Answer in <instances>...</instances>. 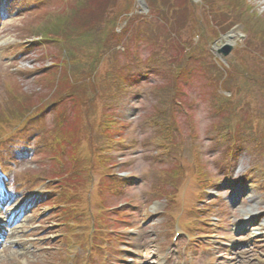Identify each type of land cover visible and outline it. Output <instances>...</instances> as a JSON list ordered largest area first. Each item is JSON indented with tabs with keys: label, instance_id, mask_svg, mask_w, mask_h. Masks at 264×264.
<instances>
[{
	"label": "rangeland",
	"instance_id": "obj_1",
	"mask_svg": "<svg viewBox=\"0 0 264 264\" xmlns=\"http://www.w3.org/2000/svg\"><path fill=\"white\" fill-rule=\"evenodd\" d=\"M33 1V5L29 4L13 14L0 9V119H6L11 124L6 128L0 124V141L9 136L11 127L17 130L23 126L32 113L36 114L30 123L40 122L29 129L25 145L8 148L4 155L0 148L1 162L4 161L9 171L12 169L9 182L0 185V221L17 215L19 210L16 211V207L22 209V205L26 206V215L21 218L23 222L20 221L6 238L21 246L5 247V251L1 248L0 264H64L69 260L70 264H85L87 252L81 245L86 241L88 225L93 220H107L109 217L108 221L112 225L105 232L108 234L109 229L118 231L112 235L116 237L112 246L107 248L114 251L113 264H187V251L191 247L187 245L191 241H187L183 234L174 239V223L180 220L193 224L198 223V219L200 224L196 225L201 232H218L221 231L219 224L228 226L230 221L234 223L237 220H241V225L248 230H235V226H232L234 233L225 232L221 238L212 236L214 238L211 241L220 239L222 242L217 243L218 247L221 245L222 257L212 264H264V160H261L264 154H259L255 147L245 154V159L237 163L229 161L225 158L226 147L215 137V125L231 118L234 112L225 108L223 119L214 118L215 98L212 99V90L200 73L198 78L189 80L185 87L190 108L187 113L178 111V116L176 113L183 133L180 136L174 134L170 143L163 138L164 130H160L155 122L162 99L168 97L167 86L172 82L173 61L165 59L176 58L177 53L187 54V58L181 57L183 61L176 62V65L194 63L199 67V72L203 65L191 61L190 53L202 55L205 62L210 59L207 53L211 51L216 57V65L222 64L225 69L230 66L247 67L249 73L261 75L260 46L255 49L254 45L255 50L251 51L248 41L252 39L256 45L259 43L254 36L257 31L256 36H259L261 29L258 28L264 26V0H220V4L229 7L230 11L221 14V21L218 22L206 11L201 0H189L187 3L176 0L174 12L168 14L170 20L179 18L182 33L166 43L176 42L182 45L179 49L169 48L164 43L163 37L176 30L164 24L166 16L158 20L154 15L158 10L149 8L147 2L143 6L138 0H107L108 3H116L109 7V15L110 10L125 13L121 18L118 17L120 19L115 22V26L121 20L128 26L131 22L127 19L133 18L132 23L137 24L129 29L130 33L138 35V29L147 28L144 30L150 34L152 44L147 43L145 46L144 42H140L134 46L130 43V50L117 58L122 71L130 72L133 78L126 94L118 101L116 97L106 101L99 95L94 101V96L77 84L81 78L78 73L80 67L72 69L69 77L76 87L68 98L71 106L68 101L63 103L66 109L64 126L57 122L58 110L53 103L57 101L55 97L61 82L60 71L54 70V64L65 55L56 37L62 35L60 25L64 20L70 17L78 24L82 21V8L87 6V0ZM90 1L95 3L94 0ZM153 2L155 5L162 4L165 14L169 11V7H164L160 0ZM183 4L186 5L181 6ZM115 16L111 19V25L117 19ZM229 16H233L236 23L226 29L223 23ZM245 21V26L238 25ZM95 23L83 33L86 35L83 39L86 45L104 40L106 29L114 28ZM177 27L174 26V29ZM246 27L252 34L251 39L243 37L244 33L247 34ZM78 30L84 31L79 27ZM43 31H46L47 37L41 36ZM232 35L234 39L228 40ZM34 37L38 38L36 43L32 41ZM228 43L233 48L224 58L219 51ZM77 46L66 45L69 51L65 58L73 56L70 50L79 48ZM92 48L87 56L94 53ZM244 56L246 60H241ZM254 58H259L260 62ZM85 59L87 63L91 60ZM110 61L109 54L100 68L110 66ZM207 67L210 69L206 64L208 72ZM77 77L79 81L75 83ZM241 86L251 87L243 83ZM232 97L227 94L223 99L233 101ZM238 98L240 102L246 100L241 95ZM253 99L264 104V97L258 94ZM19 103H25L24 108ZM171 113L172 110L169 111ZM103 115H106L109 124L104 130ZM74 119L75 123L71 127L78 133L74 135L76 143L71 145L62 140L61 133ZM260 129L264 132V122ZM92 136L95 140L94 150H91ZM115 148L121 150L116 152ZM75 151L82 152L83 162L88 163L89 169L82 165V177L74 176V185L82 188L83 192L72 200H77L79 204L87 203L88 208L68 213L61 211L58 204L64 199L58 186L61 182L58 175L65 172ZM254 164L262 166L253 170ZM197 167L205 175L196 173ZM246 169L253 173L249 171L247 175L250 176L244 178ZM118 171L121 174L117 175ZM35 175L43 177L38 178V182L29 181L23 185L22 181ZM199 178L204 182L200 183ZM209 178L218 180V186L207 189L205 186L202 192ZM199 190L203 195L200 196ZM202 198L207 200L204 202ZM212 199L219 201L213 200L214 205L210 208ZM206 207L213 212L209 216L204 210ZM116 213L118 217L122 213L123 216L116 218ZM217 219L220 220L219 224ZM256 224H259L263 234L252 237L250 226ZM101 236L102 233L94 238L100 242ZM195 236L198 234L195 233ZM202 237L204 239H194V246L190 248L191 251L196 250L201 262L202 251L197 248L201 242L208 240L204 232ZM65 241L70 243L66 244ZM119 258L127 261L119 262Z\"/></svg>",
	"mask_w": 264,
	"mask_h": 264
},
{
	"label": "trees",
	"instance_id": "obj_2",
	"mask_svg": "<svg viewBox=\"0 0 264 264\" xmlns=\"http://www.w3.org/2000/svg\"><path fill=\"white\" fill-rule=\"evenodd\" d=\"M22 1L25 0H0V3L3 4L6 8L10 7H17ZM106 1V2H105ZM164 7H169V11L165 14V9H163L162 4L155 5L154 3H150V8L152 10L156 9L158 12L154 15L158 17V20H160V17L166 16L164 19V24H167L169 26H173V30H176L174 32H170L169 36L163 37L164 43L167 44V47L179 49L178 47H182L177 45L176 42H170L166 43V41L171 40V38H174L176 35H179L182 33L180 30V22L179 18H174V20L169 19V14L171 12H174L177 5L176 0H160ZM181 1V0H180ZM220 0H204V7L206 8V11L213 17V20L215 22L221 21V14H225L228 11H230V8L220 4ZM95 3H92L90 0L86 1V7L82 8L83 12V19L79 24L74 20L72 21L70 17L67 20H64L60 25V32L62 35L60 37H56V39L61 42V46L63 47V51L65 55L60 59L56 61L54 70L60 71V90L57 92V96L55 99L57 101H53L55 104L54 106L58 108V115L57 118L58 124L60 126L65 125V119H66V109L63 107L64 101H68V105L71 106V101L68 99L70 93L72 92V89H75L76 86L73 85L74 81L73 79L70 80L69 73L72 69L79 68L80 71L78 72L79 75H81L79 87L86 89L90 92L92 96H94V101L96 99V95L105 98L107 101L108 99H112L113 97L118 98L117 101L120 99V95H122L123 91L126 90L130 84L133 81V78L130 76V72L124 73L122 71V68L119 66V58L122 54V50L124 49V54L126 50H130L131 45L130 43H133L134 46H137L138 43L144 42L143 45L147 46L148 44H152V39H150V34L145 32L144 29H138V35H135V33H130L129 29L134 24L132 23L134 20L133 18H130L129 21L131 22L128 24V26L125 27V29L118 33L115 28V22L120 19L125 13H115L114 11H111V15L108 12L109 7L113 3H108L107 0H94ZM182 3H187L189 0H182ZM186 4H183L181 6H185ZM21 8V5L19 6ZM80 12V11H78ZM78 12L77 15H78ZM169 12V14H168ZM117 16H115V15ZM113 16L117 17L114 23L111 25ZM234 16V15H233ZM228 17L226 21L223 23L226 26V29L231 28L236 21L234 22V17ZM120 17V18H118ZM82 18V17H81ZM96 22L101 26H107V27H114L111 30L106 29L105 33V39L104 40H98L95 44L92 45H86L83 41L84 37H86L85 34L86 30L92 27L91 25ZM95 23V24H96ZM129 23V22H128ZM243 23V22H241ZM246 21L242 24L243 26L246 25ZM52 24H55L53 22ZM59 24V23H58ZM245 24V25H244ZM111 25V26H110ZM174 26H178L176 29H174ZM78 27L81 30H84L82 32H79ZM45 28V26H43ZM261 32L259 36H256V34L259 32L257 31L254 38L259 41V43L256 45V42L251 39L252 34L249 32V30L246 27V31L248 34V38L251 39L248 41V45L251 46L250 49L255 50L257 46H260V54L261 56L259 58L262 59V62L260 63L262 67H259L260 74L255 73H249L250 69L247 67H239V66H230L229 68L226 67V69L222 68L219 65H216L213 61V58H211V62L209 63V67L211 70H208V77L211 80V83L214 85L215 90L213 94L215 95V101L214 103V109L216 112L217 118H221L222 114H224L225 108H228L234 112V115L231 118H228L221 122L219 125H216V127L220 130H229L231 131H241L245 129L247 126H254L259 127V122L264 121V105L263 102H257L255 99H253V96L259 95L261 97H264V58H262V55L264 57V26H261ZM225 31V30H221ZM43 38L47 37L46 31L42 32ZM155 37V36H154ZM78 45L77 49L70 50V53L73 54V56L67 55L68 51L65 46L66 45ZM255 45V49H253V46ZM122 48H119V47ZM94 50V53L87 56V53H90V48ZM161 47L164 48L163 45ZM165 49V48H164ZM168 50V48H167ZM183 51V49L181 50ZM111 55V61L109 62L110 66H103L100 68V65L105 61V58L107 55ZM136 54V53H135ZM176 58H168L165 59L172 62V75H171V84L167 86V96L166 98L162 99L161 104L163 105V112L168 113V111L173 110L178 105L177 103L182 102V98L184 97L183 92V83L185 80L189 79L191 77V70L189 69V65H185V62L183 65H176V62L183 61L182 58H187V54L177 53L175 54ZM183 55V56H182ZM211 55V54H210ZM94 56V58H93ZM212 56V55H211ZM248 56V55H247ZM246 56V57H247ZM182 57V58H181ZM85 58H88V63ZM245 56L243 59L244 60ZM257 59L258 62H260V59ZM252 59V60H254ZM246 60V58H245ZM201 62V61H200ZM169 63V62H167ZM254 64V63H253ZM53 65V66H54ZM194 65V63H193ZM256 65V64H254ZM68 68V69H66ZM258 68V66H256ZM73 71V70H72ZM52 73V72H50ZM49 73V74H50ZM77 73V72H76ZM68 75V77H66ZM241 78V79H239ZM246 80L248 81L246 83ZM249 80L253 81L250 82ZM78 77L75 78V83L78 82ZM255 82V83H254ZM249 84L251 87L244 88L241 85ZM254 83V84H253ZM58 84V81H57ZM247 86V85H246ZM78 89V88H77ZM76 89V90H77ZM250 89L247 92H244L243 90ZM221 90H225L228 92H231V96L233 101H230L229 99H223L225 94L221 92ZM222 95V96H221ZM224 95V96H223ZM243 96L246 100L243 99V102H240L239 96ZM63 98L62 102L60 100ZM25 103H19V106L24 108ZM15 105V104H13ZM250 106H254L253 109H251ZM63 107V108H62ZM80 107V106H79ZM78 107V108H79ZM250 107L249 112H247V109ZM77 108V110H78ZM76 110V111H77ZM17 112V111H16ZM12 115V114H10ZM9 115V116H10ZM7 117V116H6ZM5 117V118H6ZM33 116H30V119L32 120ZM106 115H103L102 120V126L103 130L109 127L108 121L105 119ZM29 120V118H26ZM223 119V117H222ZM75 123L74 121L70 122L65 126L63 129V133L61 135L63 136V139L65 143H70L71 145L73 143H76L75 136L78 133V131H74V129L71 127V125ZM0 124L2 128H6L7 126H11L10 123L7 122L6 119L2 121L0 119ZM6 125V126H5ZM13 128V127H11ZM10 128V129H11ZM13 134V133H11ZM75 135V136H74ZM92 147L91 150L95 149V140L92 136L91 138ZM75 156L70 160V164L65 169L64 173H61V176L57 174V172L54 173L58 175V177H61V182L63 183L64 190H67L69 194H77L82 190V188H79L78 186L74 185L73 179L71 175L73 176L77 173L78 169L82 170V165L85 166V162L82 161V152L75 151ZM75 161H74V160ZM77 175V174H76ZM77 184L80 185V183L77 181ZM81 186V185H80Z\"/></svg>",
	"mask_w": 264,
	"mask_h": 264
},
{
	"label": "water",
	"instance_id": "obj_3",
	"mask_svg": "<svg viewBox=\"0 0 264 264\" xmlns=\"http://www.w3.org/2000/svg\"><path fill=\"white\" fill-rule=\"evenodd\" d=\"M231 49H232V46L228 45L225 49H223L222 52L224 55H228L230 53Z\"/></svg>",
	"mask_w": 264,
	"mask_h": 264
},
{
	"label": "bare ground",
	"instance_id": "obj_4",
	"mask_svg": "<svg viewBox=\"0 0 264 264\" xmlns=\"http://www.w3.org/2000/svg\"><path fill=\"white\" fill-rule=\"evenodd\" d=\"M229 40V39H228Z\"/></svg>",
	"mask_w": 264,
	"mask_h": 264
}]
</instances>
